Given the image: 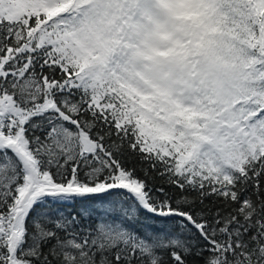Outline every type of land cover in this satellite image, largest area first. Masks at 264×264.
Here are the masks:
<instances>
[{
    "label": "snow or ice",
    "instance_id": "obj_1",
    "mask_svg": "<svg viewBox=\"0 0 264 264\" xmlns=\"http://www.w3.org/2000/svg\"><path fill=\"white\" fill-rule=\"evenodd\" d=\"M0 264H264V0H0Z\"/></svg>",
    "mask_w": 264,
    "mask_h": 264
}]
</instances>
